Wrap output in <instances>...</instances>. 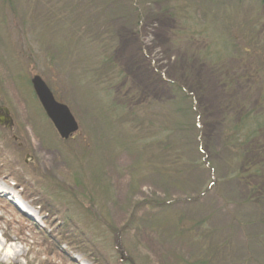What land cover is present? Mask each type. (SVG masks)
I'll return each instance as SVG.
<instances>
[{
	"label": "rangeland",
	"instance_id": "obj_1",
	"mask_svg": "<svg viewBox=\"0 0 264 264\" xmlns=\"http://www.w3.org/2000/svg\"><path fill=\"white\" fill-rule=\"evenodd\" d=\"M258 16L264 0H0V264H264L263 209L223 145L230 116L256 106L244 67L264 87ZM105 54L141 91L111 118L91 72ZM34 75L76 121L67 139ZM173 83L195 99L199 139Z\"/></svg>",
	"mask_w": 264,
	"mask_h": 264
},
{
	"label": "trees",
	"instance_id": "obj_2",
	"mask_svg": "<svg viewBox=\"0 0 264 264\" xmlns=\"http://www.w3.org/2000/svg\"><path fill=\"white\" fill-rule=\"evenodd\" d=\"M237 1L241 3L243 0ZM259 3L261 4L262 0H259ZM183 19L184 29L187 25V21L185 18ZM260 19L261 21L258 20V23L263 25L260 26L259 29L261 32L263 31L262 28L264 27V22L261 17ZM258 23L257 25L251 24L252 28L258 26ZM190 34L191 33L187 28L182 36L190 41L195 39L198 42H202L203 40V42L206 43L201 36V33L197 35ZM215 38L218 39V37ZM228 46V43H224L223 50L219 54H214L215 58L210 59V61H212V63L222 62L223 58L219 59V57L225 56L226 53H228ZM252 51L255 52L256 49H253ZM243 52L247 55V59L251 58V54L248 49H243ZM101 56L102 55H99V57L96 58V68L94 67V69H91V72L92 79H94V85L97 88L96 93L98 90L103 92V95L100 96L101 98L106 99L107 108L105 110H107V114L111 118V116H118L121 111L129 113L130 106L131 111H133L132 106L135 105V102L140 103L141 91L136 90V92H133L129 90L130 86L126 80V74L114 62L112 56H108L107 54L103 57ZM248 68L249 69L244 67L246 75L243 80L245 82L252 83L250 86L255 90V94H257L255 101L256 106H254L253 109H244V112H241V109H239L238 112H235V118L230 116V122L227 121L223 131V145L226 149L233 152L236 167L235 179L242 183L247 198L250 199L257 207L263 209V213L261 212V221L264 226V114L262 113L263 111L259 113V110L262 109L261 106L264 105V87L261 81L258 82V80H260L259 76L262 72L254 66L253 68L248 66ZM173 84L176 91L181 93L182 99L188 103V109L192 111L194 115V117H192L194 122L192 123L191 128L195 132V138L199 139L202 131L200 124L202 123V116H200L198 112L195 99H193L192 95H190L183 87L177 85L176 83ZM81 180L84 182L82 175H80L79 178H76L77 182L75 183L77 185L82 184ZM93 187L94 181L91 184L92 189ZM188 264H211V261L207 258H201L194 263Z\"/></svg>",
	"mask_w": 264,
	"mask_h": 264
},
{
	"label": "water",
	"instance_id": "obj_3",
	"mask_svg": "<svg viewBox=\"0 0 264 264\" xmlns=\"http://www.w3.org/2000/svg\"><path fill=\"white\" fill-rule=\"evenodd\" d=\"M30 83L39 104L59 136L67 139L71 134L76 132L78 126L69 109L64 104L55 100L46 83L37 75L31 78ZM10 124L11 120L8 117V110L0 107V125L9 128Z\"/></svg>",
	"mask_w": 264,
	"mask_h": 264
},
{
	"label": "bare ground",
	"instance_id": "obj_4",
	"mask_svg": "<svg viewBox=\"0 0 264 264\" xmlns=\"http://www.w3.org/2000/svg\"><path fill=\"white\" fill-rule=\"evenodd\" d=\"M15 208L19 211V212H21V214L23 213V216H24V213L25 214H27V215H32V211H31V208H30V206H29V203H23V204H17V207L15 206ZM25 217H26V215H25ZM28 218V217H27ZM29 220H30V218H29ZM64 254H65V256H66V258L70 261V262H72L73 264H78L77 263V261H75L74 259H72V257H70L66 252H63Z\"/></svg>",
	"mask_w": 264,
	"mask_h": 264
}]
</instances>
